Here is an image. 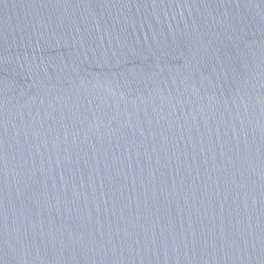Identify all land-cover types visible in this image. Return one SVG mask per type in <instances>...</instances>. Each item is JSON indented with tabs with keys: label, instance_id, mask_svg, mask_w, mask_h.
I'll return each mask as SVG.
<instances>
[{
	"label": "water",
	"instance_id": "obj_1",
	"mask_svg": "<svg viewBox=\"0 0 264 264\" xmlns=\"http://www.w3.org/2000/svg\"><path fill=\"white\" fill-rule=\"evenodd\" d=\"M0 264H264V0H0Z\"/></svg>",
	"mask_w": 264,
	"mask_h": 264
}]
</instances>
